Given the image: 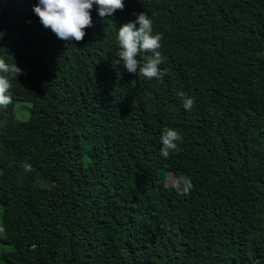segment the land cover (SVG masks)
I'll return each mask as SVG.
<instances>
[{
  "label": "trees",
  "instance_id": "1",
  "mask_svg": "<svg viewBox=\"0 0 264 264\" xmlns=\"http://www.w3.org/2000/svg\"><path fill=\"white\" fill-rule=\"evenodd\" d=\"M35 2L0 0V59L20 69L0 106V264H264V0H123L71 43ZM140 12L160 80L115 63Z\"/></svg>",
  "mask_w": 264,
  "mask_h": 264
},
{
  "label": "clouds",
  "instance_id": "2",
  "mask_svg": "<svg viewBox=\"0 0 264 264\" xmlns=\"http://www.w3.org/2000/svg\"><path fill=\"white\" fill-rule=\"evenodd\" d=\"M122 8L123 0H36L31 10L43 28L53 33L57 39L71 43L79 42L85 35L84 29L92 27L91 10L103 18L111 17L116 10ZM115 39L118 46L115 63L121 64L128 73L145 79L160 80L163 77L165 73L158 67L164 60L158 51L161 37L159 33L153 32L152 21L143 12L136 14L134 20L120 25ZM145 52H150L151 55L148 54L143 62L139 61L138 55ZM19 72L20 69L15 63L10 65L0 59V106L11 102L10 74ZM192 105L191 97L183 98L182 107L185 111ZM178 139L176 131L162 129L159 148L162 158L166 159L170 151L175 149ZM24 167L26 171L30 170V166ZM190 188L191 184L184 180L177 189V194L186 195Z\"/></svg>",
  "mask_w": 264,
  "mask_h": 264
},
{
  "label": "rangeland",
  "instance_id": "3",
  "mask_svg": "<svg viewBox=\"0 0 264 264\" xmlns=\"http://www.w3.org/2000/svg\"><path fill=\"white\" fill-rule=\"evenodd\" d=\"M148 54H149L148 52L140 53L138 55L137 59L139 61L143 62V60L145 59L146 56H148ZM128 101H129V104L135 110L136 114L138 115V98H137L136 95L132 94V92L130 90L128 91ZM23 110H24V114H23L22 118L26 117V114H27L26 108L23 109ZM147 167L151 168L152 167V163L148 162L147 163ZM167 179H168V182H173L174 181V178L170 174H167ZM0 249H1V247H0Z\"/></svg>",
  "mask_w": 264,
  "mask_h": 264
}]
</instances>
